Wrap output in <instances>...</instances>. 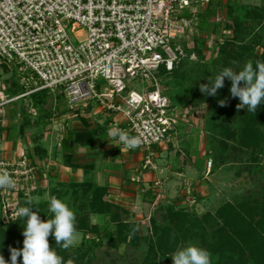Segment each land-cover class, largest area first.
<instances>
[{
	"label": "rangeland",
	"instance_id": "rangeland-1",
	"mask_svg": "<svg viewBox=\"0 0 264 264\" xmlns=\"http://www.w3.org/2000/svg\"><path fill=\"white\" fill-rule=\"evenodd\" d=\"M201 9L202 6L199 8L198 13ZM62 23L69 31L70 22L62 19ZM70 36L72 41L76 43L74 37L83 38L85 31H72ZM178 42L179 61L177 63L178 75L176 80L174 78L169 79L160 72L157 76L161 85L166 88L171 86L170 92L173 97L176 95L182 97L183 94L185 100L181 98V101L175 103L179 105L180 122L175 125L168 140L160 148L164 152H170L169 154L172 156H180L183 160H188L189 163L198 168V176H200L197 178L199 182L196 185L201 189L199 192L200 197L192 199L191 195L195 192L193 183L191 186L187 185L186 188H181V192L179 190V195L176 196L177 201L174 197H160L156 200V204L147 208L143 207V211H139L138 215L136 213L134 215L126 214L128 211L125 213L122 207V211L118 210L119 219L125 222H133L138 227L136 234H139L140 239L135 244L130 245L128 242L117 243L102 238L95 250L92 249L93 252H89L88 258H85L84 262L76 264H173L170 256L178 248L164 253L158 245H166L169 242L165 238L167 236H162V233H160L161 238H158L157 234L153 232L152 219L159 224L166 217L158 206L173 202L176 208L183 207L189 213L195 212L197 215H202L205 211L214 212L225 201L239 202L240 198L245 196L247 192L264 190V154L259 153L264 152V140L256 141L260 142V147L251 149V151L245 150L246 154H241L243 161L234 159V155L237 154L236 158L240 157L238 153L241 152L237 153L229 146L226 148L224 146V148L219 147L218 142L215 141L214 133L221 132L224 128V126L221 127L219 121L224 123L231 131L239 130L242 125V121L238 119V112L241 109L238 111L236 108L240 100L239 98H232L229 92L231 82L225 78L224 87L219 89L214 97L205 96L199 90L201 83H207V80L214 78L223 68L231 67L239 71L248 61H253L262 56L264 53V0H211L206 10L205 20L198 28L194 23ZM220 49H225L227 55L229 53V58H224L211 65V59L218 56ZM233 60H235V64L230 62ZM229 62L230 66H228ZM11 67L14 68H9L0 63V91H2L3 97L15 98L26 90H32L35 84L38 83L30 73L16 69L17 66L14 64ZM25 81L29 84L24 85ZM95 82L99 90L106 88V81L103 78H97ZM125 84L126 90L123 95L131 90L140 92L143 88L149 89L150 87L148 81H141L137 78L125 80ZM178 87L181 90H177ZM22 98L21 104H19L18 99L5 104L2 109L3 126L0 136V152L7 158H16L25 154L43 167L46 174L44 176L40 174L41 176L30 194L40 197H44L45 193L55 195L67 203L77 214V211L81 212L85 208L84 199L86 197L83 186L79 187L78 183L88 181L74 182L77 183L75 188L70 187L74 183H65L64 185L51 179L52 171L62 169V164L66 161L61 154L59 143L62 140L60 138L62 134L68 135L73 128H81L84 124L87 125L86 128L89 126V128L94 129L97 125L104 128L106 124L104 120L107 116L103 110L92 112L91 110L97 108L98 105L95 103L90 104L89 100L69 101L60 89L55 90V92L46 90L35 94L30 93ZM224 99H227L228 106L220 107L218 101ZM100 108L102 109L101 106ZM90 113H92L91 116L86 115ZM107 114L113 121L121 120L119 113L107 112ZM79 115L82 116L81 119L85 120V123L74 122ZM94 123L96 124L93 125ZM255 124L258 126L256 128L260 129V136L264 139V112ZM106 125V129L111 126ZM178 127L181 128L177 129ZM102 135L106 136L107 134L102 133ZM228 141L229 145L232 146L230 139ZM138 151L134 150L132 152ZM251 154L256 156L257 159L262 157L259 168L248 163L250 160H256L252 159ZM163 157L158 155L160 160ZM209 162H211L210 167ZM56 165H59V168H56ZM208 170L210 171L207 172ZM56 187L60 189L58 190ZM18 200H14V203H17ZM20 204L21 201L18 205L20 206ZM19 206H14L13 211L15 213ZM37 207L40 209L38 214L42 221L46 222L47 219L53 218V214L48 212V202L46 200L42 199ZM32 210L37 211L36 206H33ZM3 220H6V217H2L1 224L7 225L8 222L5 223ZM12 220L17 221V230L14 242L10 246L22 249L24 218H18L15 214L9 219V222L12 223ZM90 220L100 226V231L107 222V218L100 215H92ZM115 225H111L113 226L112 233L114 237L117 236L118 230L117 227H114ZM175 232L178 241H184V245H196L197 241L192 242L193 240H190V236L185 230L177 227ZM78 233L79 243L77 245L82 242V234ZM85 244L89 247L91 244L89 239ZM210 246H206V250L212 254V263L216 264L218 262L216 261L217 255L213 254V249ZM5 251L7 257L5 261L10 264V253L7 252L9 247ZM228 256L232 257L230 253ZM245 258L249 262L250 256ZM18 260L22 264V257H18ZM247 260L244 259L239 264H249L246 262ZM226 261L230 264L232 260L224 257L221 263L217 264H227ZM233 261L239 262L241 260L235 259Z\"/></svg>",
	"mask_w": 264,
	"mask_h": 264
},
{
	"label": "built area",
	"instance_id": "built-area-1",
	"mask_svg": "<svg viewBox=\"0 0 264 264\" xmlns=\"http://www.w3.org/2000/svg\"><path fill=\"white\" fill-rule=\"evenodd\" d=\"M205 1L0 0V63L9 68L14 64L38 82L15 98L3 97L0 91V136L5 104L30 93L60 89L71 102L89 100L106 112L119 113L121 120L112 126L142 138L135 149L142 157L133 179L142 183L144 174L157 171L155 147L168 140L181 116L179 109L170 105L158 72L172 70L179 57L174 44L194 25ZM62 19L70 22L69 31ZM79 30H84L85 36L74 37L75 43L70 33ZM97 78L106 81V88L99 90ZM136 78L148 81L149 89L123 95L125 80ZM113 140L116 146L117 140ZM118 148L134 151L122 144ZM2 171L15 181V188L0 189L6 223L17 215L14 206L46 173L25 154L7 158L0 152ZM150 188L161 197L165 181L157 179Z\"/></svg>",
	"mask_w": 264,
	"mask_h": 264
},
{
	"label": "trees",
	"instance_id": "trees-1",
	"mask_svg": "<svg viewBox=\"0 0 264 264\" xmlns=\"http://www.w3.org/2000/svg\"><path fill=\"white\" fill-rule=\"evenodd\" d=\"M205 3L202 5V9L200 10L196 18V28H198L205 20L206 10L210 5L211 0H206ZM179 42L177 41L174 45H178ZM219 52L220 53L215 59H211V65L214 62H219L224 58H229V53L227 55L225 49H220ZM257 60L264 61V53L262 54V56L252 61L254 62V66L255 61ZM178 61L179 57L178 60L174 63L171 71H166L162 68L159 72L167 76L169 79L174 78L176 80V77L178 75ZM230 62L228 63V66H230ZM241 86H243V82H241ZM167 90L169 92L168 94L170 105L172 107L178 108L179 105L175 103L181 101V98L185 100V96L182 94V97H180L179 95L173 97L170 92L171 86L170 88L168 87ZM177 90H181V88L178 87ZM43 91L46 90H42L40 92ZM263 112L264 102H262L261 105L258 106L256 114L248 112L247 108H241L240 112H238V119L239 121H242V125L239 130L231 131V129H229L224 123L219 121L221 127L223 128L224 126L223 131L214 133L215 141L218 142L219 147L226 148L229 146L233 151L237 153L241 152L238 153L240 157L236 158L237 154H235L234 159L237 161H243V159L241 158V154H246V152H244L245 150L251 151V149L253 150L254 148L260 147V142L256 141L260 139L264 140L263 137L260 136V129L256 128L258 126L255 124V122L259 119ZM83 122L85 123V120H83ZM106 126V124L104 125V128H102L101 126H96L93 131L87 130L74 132L63 136L61 145L64 153L63 157L66 160V165L71 164V161L74 157L73 155L75 144H93L97 136L107 130ZM87 128H89V126ZM179 128L181 127H178L177 129ZM218 137H220V140L217 139ZM228 139H230L232 146L229 145ZM259 153L264 154L263 151ZM251 155L252 159L256 160H250L248 161V163L259 168L261 166L260 159L262 157L257 159L256 156H253V154ZM76 184L77 183L71 184L70 187L76 188ZM81 185L84 188L83 192H85L86 196L84 199L85 208H83L81 212L77 211L76 228L77 231L82 234V242L75 248L62 250L61 248L56 246L53 235L50 234V236L48 237L50 247L55 248L57 253L63 257L65 264L69 258L74 259L76 263H81L82 261L84 262V259L88 258L90 254L89 252H93L92 249L95 250L96 246L99 245L102 238H107L111 242L116 241L117 243L128 242L130 245L135 244L140 239L139 234H136L137 231L135 232V234H133L131 231L135 226L133 222H125L119 219L120 215L118 213V210L122 211V207L105 199V189L100 188L89 181L82 182L81 184L78 183L79 187H81ZM56 189L59 190L60 188L56 187ZM24 201L25 197L21 199L20 206H25ZM158 207L160 208L161 212H164L163 215H165L166 217L164 218V221L159 224L154 219H152V228L154 229V234L156 233L158 238H161L160 233H162V236H167L165 238L169 242L166 243V245H158V247L164 253L171 252V250L174 251L176 248L186 247V245H184V241H178L179 239L175 232L176 228L178 227L179 229L185 230L187 232L188 236H190V240H193L192 242L197 241L196 246L206 249V246L211 245L210 247L213 249V254L217 255V263H221L222 258L225 257L226 259L232 260L231 263L229 262L230 264H239L242 262V260H247L245 258L246 256H250L249 262L248 260L246 261L249 264H264V190H259V192H247L245 196L240 198L239 202L236 203L233 201H225L224 203L219 205L214 212L205 211L202 213V215H197V213L195 212L189 213V211L187 209H184L183 207L176 208L173 202L162 204ZM92 215H100L107 218V222H105L102 231H100V226L97 223L91 222L90 217ZM167 216L169 217L167 218ZM2 217L3 209L2 203L0 201V254H2L4 259L6 260L7 257L5 256V250H7L10 244L14 242V239L16 237L15 233L17 230V221L14 222V219L12 220V223L11 221H8V223H6L7 225H2ZM170 220H172L171 223ZM112 224H116L114 227H117L118 229L116 237H114L112 233ZM86 238L87 240L89 239L91 243L89 247H87V245L85 244V242L87 241L85 240ZM210 240L212 241L210 242ZM170 246L171 248H169ZM229 253L234 259L228 256ZM235 259L241 261H233ZM226 263L228 264L227 261ZM17 264H20L19 260Z\"/></svg>",
	"mask_w": 264,
	"mask_h": 264
},
{
	"label": "clouds",
	"instance_id": "clouds-1",
	"mask_svg": "<svg viewBox=\"0 0 264 264\" xmlns=\"http://www.w3.org/2000/svg\"><path fill=\"white\" fill-rule=\"evenodd\" d=\"M225 78L231 81L229 89L231 97L240 100L236 105L237 110L247 108L248 112L256 114L258 106L264 102V62L257 60L254 67L253 62L248 61L239 71L225 67L214 78L207 80V83H201L200 92L205 96H216L218 90L224 87ZM218 103L220 107L228 106L227 99ZM107 135L117 140L116 146L122 144L129 150H135L142 144L141 137L130 136L127 131L119 127L109 126ZM11 188H15L12 176L7 171L0 172V189ZM42 199L48 202V212L53 214V218L47 219L46 222L42 221L38 214L40 209L37 205ZM24 205L17 211V216L24 218L23 248L9 246L10 264H17L18 257H22V264H65L63 257L55 248L50 247L48 237L50 234L53 235L56 246L62 250H68L79 243L74 210L50 193L40 197L26 192ZM33 206H36L37 211L32 210ZM137 230L138 227L134 226L131 231L134 234ZM170 257L173 264H212V254L192 244L178 248ZM0 264H7L2 254H0ZM66 264H76V262L69 258Z\"/></svg>",
	"mask_w": 264,
	"mask_h": 264
},
{
	"label": "crops",
	"instance_id": "crops-1",
	"mask_svg": "<svg viewBox=\"0 0 264 264\" xmlns=\"http://www.w3.org/2000/svg\"><path fill=\"white\" fill-rule=\"evenodd\" d=\"M94 110L99 112L103 109L98 105L97 108H93L91 111L93 112ZM104 112L107 116L104 120L105 123L112 126L114 121L108 116L106 111ZM86 115L91 116L92 113ZM81 118L82 116L79 115L78 119L74 122L83 124L84 122ZM88 122L90 123L91 121L89 120ZM82 130L93 131L94 129L86 128L84 124L81 128H73L69 133ZM107 132L108 129L103 133L107 134ZM65 135L62 134L61 137L63 138ZM59 146L63 156L61 142ZM74 146V157L71 164H62V169L60 168L52 171V173L50 172L52 174L51 179L56 183H62L64 185L65 183L82 181L92 182L96 186L105 189V199L123 207L125 213L128 211L126 214L134 215L136 213L138 215L139 211H143V207L147 208L150 205L156 204V200L160 197H156L155 189L150 187L157 179H163L165 181V191L161 195L162 198L174 197L175 201H177L176 196L179 195V190L181 188L183 189V187L186 188L187 185L191 186L193 183L195 192L191 195L192 199L200 197L199 192L201 189L196 185L199 182L197 178L200 176H198V168L189 163L188 160H183L180 156H172L169 154L170 152H164L160 148L162 145L155 147L156 162L158 165L157 171L144 174L142 183H136L133 180L138 173V167L142 157L141 152L120 149L114 145L113 139L109 138L108 135L103 136L102 133L97 136L93 144L82 145L78 143ZM158 155L164 157L160 160L158 159ZM56 166V168H59V165ZM143 187L145 191H142Z\"/></svg>",
	"mask_w": 264,
	"mask_h": 264
},
{
	"label": "water",
	"instance_id": "water-1",
	"mask_svg": "<svg viewBox=\"0 0 264 264\" xmlns=\"http://www.w3.org/2000/svg\"><path fill=\"white\" fill-rule=\"evenodd\" d=\"M22 99H23L22 97L19 98V100H18L19 101V104L22 103Z\"/></svg>",
	"mask_w": 264,
	"mask_h": 264
},
{
	"label": "bare ground",
	"instance_id": "bare-ground-1",
	"mask_svg": "<svg viewBox=\"0 0 264 264\" xmlns=\"http://www.w3.org/2000/svg\"><path fill=\"white\" fill-rule=\"evenodd\" d=\"M210 170H208L207 172H209Z\"/></svg>",
	"mask_w": 264,
	"mask_h": 264
}]
</instances>
